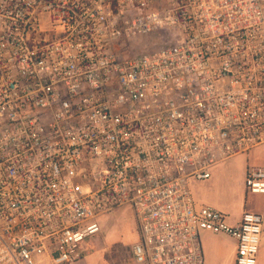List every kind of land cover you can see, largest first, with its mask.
Here are the masks:
<instances>
[{"label":"built area","instance_id":"built-area-1","mask_svg":"<svg viewBox=\"0 0 264 264\" xmlns=\"http://www.w3.org/2000/svg\"><path fill=\"white\" fill-rule=\"evenodd\" d=\"M261 146L264 0H0V264H76L124 206L134 264H204L203 231L257 264L264 213L192 185Z\"/></svg>","mask_w":264,"mask_h":264},{"label":"rangeland","instance_id":"rangeland-1","mask_svg":"<svg viewBox=\"0 0 264 264\" xmlns=\"http://www.w3.org/2000/svg\"><path fill=\"white\" fill-rule=\"evenodd\" d=\"M143 50L144 47L135 53ZM248 165H264V150L261 147L250 155H239L217 165L212 169L209 180L194 182L192 190L194 197L197 195L195 199L199 200L196 199L197 203L214 207L230 220L244 213L241 214L244 201L255 210L264 209V194L246 192L245 174ZM96 222L101 232L80 244L81 259L76 264H134L131 250L138 243L139 234L132 209L129 206L118 208L100 216ZM220 246L222 258L218 264H234V242L224 239Z\"/></svg>","mask_w":264,"mask_h":264},{"label":"crops","instance_id":"crops-1","mask_svg":"<svg viewBox=\"0 0 264 264\" xmlns=\"http://www.w3.org/2000/svg\"><path fill=\"white\" fill-rule=\"evenodd\" d=\"M261 148L264 150V146H261ZM257 149H259V147L255 148L252 151H255ZM250 153H249V155H250ZM261 166H264V165H261ZM196 196L197 195L195 194V197ZM197 201L199 202L198 199H197ZM246 210L254 211V212L258 211L259 213H264V209L255 210V208L253 206L248 205L247 201H244L243 206L241 207V214ZM241 216L242 215H240L239 218L233 219V220L228 219V221L231 225H236L240 221ZM224 239L225 240H231L234 242V248H235L234 255H235V253H236V241L232 237L225 235V234H216V233H212V232H208V231H205L201 234V242H202L204 260H205L204 264H218L221 262L222 256H221L220 243ZM234 259H235V257H234ZM257 264H264V233L261 236V243H260V249H259V253H258Z\"/></svg>","mask_w":264,"mask_h":264}]
</instances>
